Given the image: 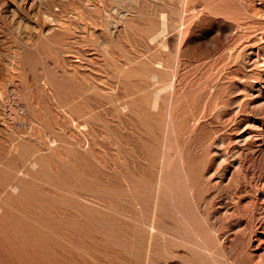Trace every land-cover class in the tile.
I'll return each mask as SVG.
<instances>
[{
  "label": "rangeland",
  "instance_id": "rangeland-1",
  "mask_svg": "<svg viewBox=\"0 0 264 264\" xmlns=\"http://www.w3.org/2000/svg\"><path fill=\"white\" fill-rule=\"evenodd\" d=\"M0 264H264V0H0Z\"/></svg>",
  "mask_w": 264,
  "mask_h": 264
}]
</instances>
